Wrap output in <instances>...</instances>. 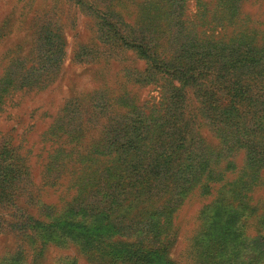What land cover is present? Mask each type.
<instances>
[{"label":"trees","instance_id":"16d2710c","mask_svg":"<svg viewBox=\"0 0 264 264\" xmlns=\"http://www.w3.org/2000/svg\"><path fill=\"white\" fill-rule=\"evenodd\" d=\"M76 1L86 4V0ZM170 1L160 19L141 1L140 15L130 24L114 7L96 12L103 39L134 50L151 74L169 79L163 95L148 106L153 110L144 112L142 106L131 103L126 113L107 114L108 123L101 124L98 138L87 144L80 139L99 118L83 121L73 115L77 113L73 108V114L67 112L57 120V128L67 131V214L72 222L68 226L94 236L105 232L140 237L118 242L116 248L135 264H153L156 258L160 264H171L165 245H147L154 244L150 238L159 240L171 229L175 211L189 194L214 195L204 205L207 209L228 206L235 211L251 187L264 178V44L253 45L240 34L225 40L208 32L221 20L232 21L242 0H215L213 13H200L207 23L187 19L188 26L181 18L183 6L174 7L176 1L181 6L184 0ZM57 38L45 44L52 50L50 65L30 59V67L21 63L1 76L0 103L13 91L48 82L62 56ZM187 91L196 95L197 114L219 140V150L212 151L206 144L196 147L197 115L188 112ZM190 125L193 139L187 132ZM239 149L244 151V166L229 180L226 174L237 169L232 158ZM114 206L128 210L113 219L109 211ZM148 207H152L150 213ZM223 220L208 224L195 239L196 264H224L219 252L231 226ZM254 241L262 251L241 258L239 264H264V234ZM100 258L113 264L106 256Z\"/></svg>","mask_w":264,"mask_h":264},{"label":"rangeland","instance_id":"374dc122","mask_svg":"<svg viewBox=\"0 0 264 264\" xmlns=\"http://www.w3.org/2000/svg\"><path fill=\"white\" fill-rule=\"evenodd\" d=\"M141 1L159 19L171 3L86 0L82 6L76 0H0V78L21 63L30 67V59L50 65L52 50L45 44L57 36L62 48L59 66L43 87L13 91L0 103V264H108L100 258L104 256L113 264H135L116 248L118 242L140 237L105 232L94 236L68 226L72 222L67 214V131L57 128V120L67 112L73 114V108L77 111L73 115L83 121L99 118L80 139L87 144L98 138V128L109 121L107 114L126 113L131 103L142 106L144 112L153 110L148 106L163 95L169 79L151 74L134 50L103 39L96 17L97 11L111 6L127 24L134 23L143 8ZM176 2L174 7L183 6L185 21L207 23L200 13L210 15L217 8L215 0H184L181 6ZM221 22L208 30L216 38L228 40L240 34L253 45L264 44V0H242L236 17ZM187 96L189 114L197 115L196 147L206 144L212 151L219 150V140L197 114L196 95L187 91ZM192 127L187 132L193 139ZM232 159L237 169L226 174L229 180L240 174L244 151L239 149ZM213 197L198 191L189 194L175 211L171 229L159 240L150 238L154 244L147 247L162 243L171 264H196L195 239L208 224H219L223 217L231 226L219 252L224 264H239L241 258L262 251L254 240L264 234V178L251 187L235 211L228 206L205 208ZM148 209L150 213L152 207ZM127 210L114 206L109 212L116 219ZM157 259L153 264H160Z\"/></svg>","mask_w":264,"mask_h":264}]
</instances>
